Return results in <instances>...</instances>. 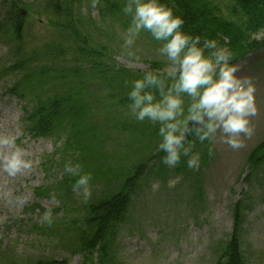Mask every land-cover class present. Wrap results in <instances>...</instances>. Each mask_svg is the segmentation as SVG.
Listing matches in <instances>:
<instances>
[{"label": "rangeland", "instance_id": "obj_1", "mask_svg": "<svg viewBox=\"0 0 264 264\" xmlns=\"http://www.w3.org/2000/svg\"><path fill=\"white\" fill-rule=\"evenodd\" d=\"M22 1L30 3L33 10L42 7L40 0ZM91 1L86 3V9L91 10L90 20L96 27L101 25L106 29L107 35L99 37L102 40L108 38L113 59L120 67L143 73L153 64L161 72L167 69L166 58L158 52L160 43L147 32L141 33L131 50L139 60L130 62L129 50L123 49L121 38L130 17L102 23L99 7H93ZM48 10L51 12L50 8ZM1 13L0 7V17ZM47 23L46 19L33 14L28 19L23 39L27 49L38 53V59L34 64L26 65L25 72L47 63L40 49L57 35ZM261 37L262 34L255 38ZM21 58L23 55L16 57L13 53L10 42L0 38V132L7 130L15 134L14 118L19 117L24 135L17 142L25 148L27 157L34 160L32 169L15 177L0 169V243L13 253L14 258L26 264L38 259L81 264L82 258L76 253L77 237L72 232L75 224L82 223L86 217L84 207L123 189L138 160L152 154L151 150L148 152L147 135L151 127L154 129L153 126L158 125L147 120L136 121L126 109L116 126L108 115L109 107L101 108L102 126L95 142L99 151L92 155L88 147L81 157L84 160L82 170L90 172L93 177L91 195L85 200L73 187L76 177L63 171L66 161L74 163L72 148L65 143L69 136L62 138L60 131L53 133L51 138H37L27 133L25 119L28 115H24L23 110L27 107L29 112V108L35 105L32 100L43 102L50 93L47 89L29 90L21 81L26 75L23 71H8ZM235 65L239 69L237 74L250 77L255 86L257 113L250 118L253 134L242 138L243 146L239 149L230 148L219 138L213 141L211 154L205 149L208 142L195 147L201 154L198 169L188 168L186 158H182L175 169L164 165L161 158L152 163L144 162V173L131 194L128 213L116 228L114 245L117 256L113 258L116 264H214L220 254L221 246L232 230L231 207L242 200L248 190L245 182L249 171L247 159L264 139V48ZM55 79H50V83H57ZM19 82L23 85L18 87L22 100L5 92ZM55 86L60 88V84ZM136 140H141L144 148L138 150ZM155 150L157 148L152 151ZM156 182L159 188L153 189L152 184ZM17 197H23L25 202L17 204ZM49 208L52 214L50 225L43 220ZM246 220L245 240L251 246L252 254L249 264H264V204H258Z\"/></svg>", "mask_w": 264, "mask_h": 264}, {"label": "trees", "instance_id": "obj_2", "mask_svg": "<svg viewBox=\"0 0 264 264\" xmlns=\"http://www.w3.org/2000/svg\"><path fill=\"white\" fill-rule=\"evenodd\" d=\"M88 1L40 0L41 9L33 10L30 3L22 0H0V38L12 44L16 57L23 55L8 71H23L26 75L25 80L22 78L21 81L26 83L29 90L43 89L50 93L43 102L32 100L35 105L29 108V112L27 107L23 110V114L28 115L25 119L27 133L37 138H51L53 133L60 131L62 138L69 136L65 143L72 148L74 163L81 165L84 164L82 154L88 147L92 155L99 151L96 143L103 120L101 108L109 107L108 115L117 126L129 103V88L125 82L144 74L124 69L115 62L108 38L102 40L99 37L107 35L106 29L101 25L96 27L94 21L90 20L91 10L86 9ZM125 3L126 0H97L98 15L102 16L100 21L127 19L128 16L123 13ZM162 3L184 20L185 32L199 35L201 42L208 38L215 39L219 46L230 49V62L233 64L264 47V0H162ZM32 14L46 19L49 22L47 25L50 24L57 35L40 49L47 63H42L34 71L25 72L26 65L34 64L38 59V53L27 49L23 39ZM260 34L263 37L256 39ZM149 69L159 68L153 64ZM50 79L58 82L51 84ZM56 84H60L59 89ZM18 87H23L21 82L5 89V92L22 100ZM153 127L147 135L148 152L151 150L152 154L138 160L133 175L125 181L124 190L103 200L100 197L93 204L90 202L84 207L87 213L83 222L75 224L77 226L72 234L77 237L76 253L82 258L81 264H116L113 260L117 256L114 245L117 240L116 228L128 213L131 194L144 173L143 163H152L162 157V153L152 151L157 148L159 140L158 127ZM141 140H136L138 150L144 148ZM200 146L202 144L196 142L195 147ZM205 149L209 150V145ZM194 151L198 152L199 149L194 148ZM247 165L249 171L245 182L248 190L242 200L231 207L232 230L214 264H249L252 260L251 246L245 240L246 217L258 204H264V140L250 153ZM0 264L26 262L14 258L13 253L0 243ZM32 264L65 263L38 259Z\"/></svg>", "mask_w": 264, "mask_h": 264}, {"label": "clouds", "instance_id": "obj_3", "mask_svg": "<svg viewBox=\"0 0 264 264\" xmlns=\"http://www.w3.org/2000/svg\"><path fill=\"white\" fill-rule=\"evenodd\" d=\"M96 2L93 0V7ZM123 13L130 17L121 34L130 62L139 60L131 50L142 32L160 43L158 52L167 60L165 71L150 69L125 82L129 88L128 114L136 121L158 125L161 162L175 169L186 158L188 168L198 169L201 155L193 150L196 142H208L211 154L217 138L232 149L241 148L242 138L254 132L250 118L257 113L255 86L250 77L237 74L238 67L230 62L231 50L219 46L215 39L201 42L199 35L185 32L184 20L162 0H126ZM14 124L15 134L0 132V169L12 177L34 165L17 142L24 135L19 117L14 118ZM63 171L76 177L73 187L87 200L91 173L71 160L65 162ZM152 188L158 189L159 183H153ZM24 202L23 197L16 198L17 204ZM43 220L52 223L51 208L45 211Z\"/></svg>", "mask_w": 264, "mask_h": 264}]
</instances>
